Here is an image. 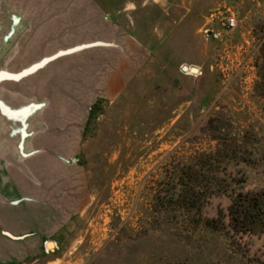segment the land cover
<instances>
[{"label": "rangeland", "instance_id": "1", "mask_svg": "<svg viewBox=\"0 0 264 264\" xmlns=\"http://www.w3.org/2000/svg\"><path fill=\"white\" fill-rule=\"evenodd\" d=\"M0 74V264H264V0H0Z\"/></svg>", "mask_w": 264, "mask_h": 264}, {"label": "crops", "instance_id": "2", "mask_svg": "<svg viewBox=\"0 0 264 264\" xmlns=\"http://www.w3.org/2000/svg\"><path fill=\"white\" fill-rule=\"evenodd\" d=\"M18 83H6L2 86L1 90L4 91L6 95H10L14 92V90L19 89L21 92L26 91L27 88H23L22 85L18 86ZM17 87H15V86ZM19 87V88H18ZM10 122H6L0 119V156L1 159H7V151L5 148V144L2 143L4 141V127H10L12 124ZM37 132L30 137H27L24 141V151L28 153L27 156H24L22 159L20 158L19 161L16 159L6 160L7 161V176L5 180V186L10 185V192L7 194V197L10 195V200L19 199L18 203L22 206L20 209L23 208L24 203L34 202L33 199L26 198L29 195V192H24V188L26 183H28L29 175L31 174L38 182L39 172H41V163L38 161L39 158H36V155L40 154L39 149L43 147L42 140L36 135ZM16 135V134H15ZM36 135V136H35ZM30 138V139H29ZM31 158V160H29ZM31 161V162H30ZM35 161V162H34ZM9 173V174H8ZM36 176V177H35ZM44 182V179L42 180ZM40 183H42L39 180ZM19 206V205H18ZM23 212V211H22Z\"/></svg>", "mask_w": 264, "mask_h": 264}, {"label": "built area", "instance_id": "3", "mask_svg": "<svg viewBox=\"0 0 264 264\" xmlns=\"http://www.w3.org/2000/svg\"><path fill=\"white\" fill-rule=\"evenodd\" d=\"M237 27H238V22H237L236 17L234 15L229 16L226 19L225 29L227 31H234L237 29ZM204 35L207 38L213 39V40H219L221 37V34L219 32H215V31H211V30H205ZM181 72L185 75H190L188 72H183L182 68H181Z\"/></svg>", "mask_w": 264, "mask_h": 264}, {"label": "water", "instance_id": "4", "mask_svg": "<svg viewBox=\"0 0 264 264\" xmlns=\"http://www.w3.org/2000/svg\"><path fill=\"white\" fill-rule=\"evenodd\" d=\"M45 62H47V60H44L41 64H39V65H37V66H34L33 68H31L30 70H28L29 72H31L32 70H34L36 67H39V66H41L42 64H44ZM188 69H189V67L188 66H183L182 67V70H183V72H187L188 71ZM194 71H196L195 69H191V72H194ZM26 73V72H25ZM25 73H23V74H25ZM22 74V75H23ZM0 75H2V74H0ZM21 75H17V76H15V77H11V80H17V78L18 77H20ZM15 115H13V117H14ZM14 118H17V117H14ZM74 162H76V160H74ZM7 234V233H6ZM7 236H9L11 239H13V240H19V239H21V238H16V237H13V236H11L10 234H7Z\"/></svg>", "mask_w": 264, "mask_h": 264}, {"label": "bare ground", "instance_id": "5", "mask_svg": "<svg viewBox=\"0 0 264 264\" xmlns=\"http://www.w3.org/2000/svg\"><path fill=\"white\" fill-rule=\"evenodd\" d=\"M190 73H192V72H190ZM195 75H196V74H195ZM53 245H54V244H53ZM49 248H50V249L53 248L52 243H49Z\"/></svg>", "mask_w": 264, "mask_h": 264}]
</instances>
